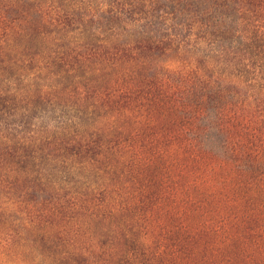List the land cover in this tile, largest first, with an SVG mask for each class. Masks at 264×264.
<instances>
[{"label":"rangeland","instance_id":"1","mask_svg":"<svg viewBox=\"0 0 264 264\" xmlns=\"http://www.w3.org/2000/svg\"><path fill=\"white\" fill-rule=\"evenodd\" d=\"M235 1L0 0V264H264V0Z\"/></svg>","mask_w":264,"mask_h":264},{"label":"trees","instance_id":"2","mask_svg":"<svg viewBox=\"0 0 264 264\" xmlns=\"http://www.w3.org/2000/svg\"><path fill=\"white\" fill-rule=\"evenodd\" d=\"M151 1H155V3H156L152 9L154 11V13H153L154 17L157 16L158 18H160L162 13L165 12L166 14H169L172 17L176 18V16H180L179 15L180 12H184L185 14H190V15H187V18H188L187 21H191L192 19H195L197 17L199 18V17L204 16V14H203V13H205L204 11H207L210 13H213V12L219 13L218 9H220V10L229 9L230 6L232 5V3H233L234 7L239 6V3L236 1L234 3L233 0H215V4L213 3L214 5L209 4L208 0H164V3H165L164 6L162 5L163 3L160 0H151ZM161 7H166V10H160V12H159L158 10L162 9ZM132 9H131V11H132ZM213 10H215V11H213ZM188 12H190V13H188ZM126 15H127V13H126ZM127 16L129 17V15H127ZM141 16L143 17L144 13ZM228 16H230V15H228ZM226 36H228L226 38L227 41L233 40V39H235V41H236V42L231 41V44H229V47H227L228 50H233V48L235 46L241 45L242 42L238 38L237 34L231 33L230 36H229V34H226Z\"/></svg>","mask_w":264,"mask_h":264}]
</instances>
